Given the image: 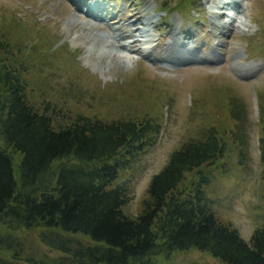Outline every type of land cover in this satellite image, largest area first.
I'll return each instance as SVG.
<instances>
[{"label": "rangeland", "instance_id": "obj_1", "mask_svg": "<svg viewBox=\"0 0 264 264\" xmlns=\"http://www.w3.org/2000/svg\"><path fill=\"white\" fill-rule=\"evenodd\" d=\"M120 1L116 0L114 5L117 13L123 11V6L118 10ZM133 1L126 2L132 10L120 21L125 37L129 38L124 42H129L126 47L131 52L117 46L114 34L120 27L118 23H115L117 30H112L76 11L69 0H0V37L7 36L11 42L18 43L32 59L28 75V83L33 86L30 97L37 104L49 100L50 107L54 106L62 120L68 112L104 120L138 119L145 113L155 121L160 120L156 141L132 158L115 180L124 181L127 186V201L122 209L130 216L140 210L150 176L162 167L169 153L181 142L198 137L202 129L214 126L224 140L226 151L205 167L209 177L203 191L214 215L248 240L251 232L262 224L264 215V172L258 141L261 134L264 136V123H260L257 114L263 111L262 107L257 110V105L264 104V69L248 81H240L227 65L242 62L244 73L251 74L264 56V0H237V13L232 10L233 5L229 10L220 7L219 0H205L206 5L200 4L193 11L179 5V0ZM172 9H179L183 25L189 26L196 16L203 21L204 25L197 24L200 31L195 34L205 43L198 45L193 39L188 44L196 46L195 53L209 50L210 40L215 37L212 33L219 36L221 49L215 55L220 57L219 65L180 64L170 70L141 57L152 58L160 56L163 50L166 52L162 48L168 36L162 32V26L169 30L177 21H167L174 14ZM223 11L234 18L224 22ZM130 19L135 22L124 24ZM151 19L155 21L148 31L156 34L161 31L165 36L153 35L157 36L156 45L151 41L155 53L146 55L141 42L133 40L138 33L134 26L145 27ZM220 20L223 23L219 24ZM129 28L132 33L127 32ZM181 29L180 34L188 37L187 27ZM260 45L261 53L257 52ZM175 50L179 51L177 44ZM230 107L239 121L229 114ZM231 127H238L241 132L239 145L229 137ZM190 179L191 172L185 173L184 184ZM18 235L26 248L47 249L35 230H23ZM47 252L59 255L55 251ZM2 256L10 264L15 261L29 264L9 255ZM189 261L219 262L207 252L192 248L175 251L166 260L158 258L156 264Z\"/></svg>", "mask_w": 264, "mask_h": 264}, {"label": "trees", "instance_id": "obj_2", "mask_svg": "<svg viewBox=\"0 0 264 264\" xmlns=\"http://www.w3.org/2000/svg\"><path fill=\"white\" fill-rule=\"evenodd\" d=\"M31 67L21 46L1 35L0 254L29 264H156L194 248L217 264H264V215L245 240L214 215L204 194L205 167L226 151L214 126L169 153L150 176L140 210L130 216L122 209L127 186L115 180L156 141L160 120L145 113L104 120L78 112L62 120L49 100L37 104L30 97ZM260 107L264 123V104ZM229 114L239 121L234 108ZM229 137L242 143L238 127L229 129ZM258 141L264 172L262 134ZM187 172L191 179L184 184ZM23 230H35L47 249L26 248L18 235ZM0 264L10 262L0 257Z\"/></svg>", "mask_w": 264, "mask_h": 264}, {"label": "bare ground", "instance_id": "obj_3", "mask_svg": "<svg viewBox=\"0 0 264 264\" xmlns=\"http://www.w3.org/2000/svg\"><path fill=\"white\" fill-rule=\"evenodd\" d=\"M128 5V4H127ZM64 6V5H63ZM125 10H126V12H127V14H130V12H131V10H132V7H130V6H127L126 8H125ZM134 16V15H133ZM143 35H145V33L143 34ZM142 46H143V50H145V52H146V55H148V54H150V55H153L152 54V52L150 51L152 48L150 47V41H149V39L148 38H146L143 42H142ZM176 46V45H175ZM165 51L166 52H171V53H176V52H178V51H176L175 50V47L174 48H169V49H166L165 48ZM130 59H131V57H129ZM133 58V57H132ZM198 67V66H197ZM196 67V68H197Z\"/></svg>", "mask_w": 264, "mask_h": 264}]
</instances>
